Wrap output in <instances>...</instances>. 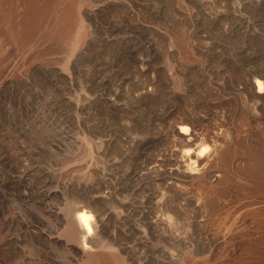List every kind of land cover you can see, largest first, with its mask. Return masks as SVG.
<instances>
[{
  "label": "rangeland",
  "instance_id": "obj_1",
  "mask_svg": "<svg viewBox=\"0 0 264 264\" xmlns=\"http://www.w3.org/2000/svg\"><path fill=\"white\" fill-rule=\"evenodd\" d=\"M257 76L264 0H0V264H86L40 227L59 225L46 200L72 217L97 192L114 248L90 255L264 264ZM180 125L214 154L207 175L182 171Z\"/></svg>",
  "mask_w": 264,
  "mask_h": 264
},
{
  "label": "bare ground",
  "instance_id": "obj_2",
  "mask_svg": "<svg viewBox=\"0 0 264 264\" xmlns=\"http://www.w3.org/2000/svg\"><path fill=\"white\" fill-rule=\"evenodd\" d=\"M262 78L263 77H261V76H257L256 83H258L259 88H256L255 92L257 93V96H261V97L263 96L264 97V81L262 80ZM190 130L191 129L187 125H180L179 126V131L183 135V138H184L185 143H186V145H184V147L185 146L186 147L184 149L182 157L184 159H188V162L190 160V163H188V162H187L188 164L186 163V165L188 167L182 171L190 173L189 175L192 177L194 175L199 177V176H202V173L204 171H205V174H206V172H209L207 170V168L205 167V165L207 166V162H209L211 160V157H213L214 154L210 153L212 151L210 150V147L208 145L204 146L203 148H201L199 150L192 148V147H194L192 145L195 144L197 138L195 136L196 134H194L195 132L193 133ZM213 147H214V144L212 145V148ZM215 147H216V145H215ZM215 151H216V149H214V152ZM255 154H256V152H255ZM182 157H181V160H182ZM185 162H186V160H185ZM195 162L196 163L197 162L202 163V165H204V166H202V165L201 166L204 168L200 169V166H197L196 164H195L196 165L195 166L194 165ZM92 163H93V161L91 162V164ZM179 164L180 163H178V165ZM181 164H185V163H181ZM175 166H177V164ZM89 167L92 170L96 171V169H95L96 167L94 168V165H90ZM151 169L152 168L149 167L148 172H146V174L148 176H151V174H152ZM201 170H203V171H201ZM215 171H217V170H215ZM254 171H256V170H254ZM205 174L203 176L207 175V174L206 175ZM50 175L52 176L51 182H53V183L58 182V178L56 175L55 176L52 174H50ZM93 175H94V173H93ZM91 176H92V174H91ZM49 184L52 185V183H49ZM97 191H98V189H97ZM103 191H105V190H103ZM59 193H60V190H58V189L54 190L53 192H51L52 195H47V199H52L53 196H55ZM218 194H219V191H218ZM91 195H92L90 197L91 204H86V205L82 204V206H80V210L72 217H68L65 214H62L60 212V209L58 206H56L51 201L46 200L45 203H46L47 209L52 214L54 213L53 215L56 216L59 225L58 226L56 225L55 227H53V226L51 227V226H49V221L47 219H42L43 220V222H42L43 227H40V230H41L40 234H41L42 238L47 243H49V244L51 243L53 247L60 244L61 246H64L65 248H67L69 251H71V250L76 251V253L81 255V257L86 256L87 258L84 257V258H86L85 259L86 264H97V262L99 261L98 258L103 253H101L99 255H90L91 253H88L89 251H93V250L97 251V249L99 250V248H103V247L104 248L105 247L114 248L110 244V242L104 241V238H102V235H103L102 233H103V230L107 224L106 221H107L110 213L107 210H105L103 208V206L102 207L100 206L103 203H105L109 199L110 196H112V193L111 192L110 193L109 192H106V193H102V192L98 193L97 192L96 194L91 193ZM204 201H205V199H204ZM211 206H213V205H211ZM141 216L146 218L148 220V222L151 223V225H153L156 222L157 223L158 222L163 223V220H164V218L161 220L158 217L155 219L151 216H148L145 209L143 210V213ZM167 218L172 219V215L168 214ZM4 224L6 225V227ZM7 226H8V223L6 220H4L3 227H4V231H5L4 234L5 235L3 236V244H9V243L13 244L16 241L13 242L14 235L11 231L6 232ZM121 246L123 247V245H121ZM121 246L119 245L120 248H121ZM102 250H104V249H102ZM100 252H101V250L98 253H100ZM101 256H103L104 258L106 257V260L104 262L105 264H124V262H122V260L119 257L115 258V257L107 256V255H101ZM114 256H116V255H114ZM101 263H102V260H101ZM98 264H100V263H98Z\"/></svg>",
  "mask_w": 264,
  "mask_h": 264
},
{
  "label": "built area",
  "instance_id": "obj_3",
  "mask_svg": "<svg viewBox=\"0 0 264 264\" xmlns=\"http://www.w3.org/2000/svg\"><path fill=\"white\" fill-rule=\"evenodd\" d=\"M254 83H255V89H256V88H259V87H258V83H256L255 81H254ZM255 93H256V92H255Z\"/></svg>",
  "mask_w": 264,
  "mask_h": 264
}]
</instances>
